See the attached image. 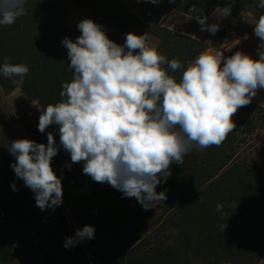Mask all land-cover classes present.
I'll use <instances>...</instances> for the list:
<instances>
[{"label": "trees", "instance_id": "1", "mask_svg": "<svg viewBox=\"0 0 264 264\" xmlns=\"http://www.w3.org/2000/svg\"><path fill=\"white\" fill-rule=\"evenodd\" d=\"M258 3L145 0L139 16L119 0H27L23 16L0 26V65L5 57L26 64L29 76L17 87L0 74V89H20L42 111L62 100V85L71 82L72 72L61 42L81 35L67 23L72 8L85 9L95 23L108 25V37L118 44L129 32H147L160 54L183 65L175 73L162 65L179 81L202 52L234 43L250 29L228 25L207 44L164 26L167 15L209 18L217 8L230 7L231 15L249 13L257 21L264 14ZM8 115L1 102L0 264H261L264 259V166L253 160L264 157V107L249 103L239 108L232 117L236 127L221 145L193 150L182 165L170 166L172 175L156 188L167 190L159 214L145 211L109 184L93 181L83 174V162L71 163L62 147L51 165L62 180L63 202L41 211L33 191L10 167L15 157L8 148L15 138L8 134L13 131ZM38 123L29 127L27 139L46 144L47 132H52L59 146L57 126L40 133ZM217 204L223 205L222 213ZM84 225L94 227V238L65 248L66 238Z\"/></svg>", "mask_w": 264, "mask_h": 264}, {"label": "clouds", "instance_id": "2", "mask_svg": "<svg viewBox=\"0 0 264 264\" xmlns=\"http://www.w3.org/2000/svg\"><path fill=\"white\" fill-rule=\"evenodd\" d=\"M26 2L0 0V26H11L23 16ZM257 7L264 10V0ZM230 12L224 7L219 17ZM195 19L201 31L219 30L218 24L206 23V16ZM77 27L81 35L75 41L65 37L61 42L68 50L71 82L62 85V100L39 116L40 133L57 126L59 146L52 132H47L46 144L27 138L12 141L8 151L15 162L10 167L33 191L41 211L55 210L63 202L62 180L51 165L59 147L70 154L71 163L83 162V174L93 181L135 198L145 211L156 208L167 199V190L156 188L172 175L170 166L182 165L193 150L221 145L236 127L232 117L237 110L264 89V14L254 24L259 59L241 51L225 57L223 51L208 50L189 63L179 81L162 65L173 73L183 65L149 46L147 32H129L118 44L91 19ZM0 74L20 87L29 67L5 57ZM12 188L16 190L14 183ZM216 210L222 213L223 205L217 204ZM94 234L93 226L84 225L66 238L64 247Z\"/></svg>", "mask_w": 264, "mask_h": 264}, {"label": "rangeland", "instance_id": "3", "mask_svg": "<svg viewBox=\"0 0 264 264\" xmlns=\"http://www.w3.org/2000/svg\"><path fill=\"white\" fill-rule=\"evenodd\" d=\"M121 4H123L126 8L133 10L137 15H141L142 10L144 9L145 0H119ZM222 8H217L211 15L213 19L210 21H206L207 24L216 23L219 25V30L215 33H209L207 31H201L200 24L196 21L195 18L190 16H184L176 12H172L167 15L161 23L169 27L175 31H178L182 34H185L189 37H192L197 40L205 39L206 43L209 44L212 39L217 35V33L222 28H227L228 25L237 26L238 28H247L254 30V24L256 22L255 18L249 13H241L239 16L229 15L227 17H219V11ZM83 19H91L93 20V16L89 13V11L85 9L72 8L67 16V23L71 28L78 30V23ZM229 21H228V20ZM227 22V23H226ZM107 35L111 33V29L108 25L103 26ZM233 33V31H232ZM149 46L157 45V41L154 39H150L148 41ZM232 43H224L223 47L219 49V51H223L224 56L228 57L234 54V51L230 48ZM212 51H217L213 50ZM223 64H221V67ZM6 104L9 110V117L13 121V125H11V130L8 131L10 136H13L15 140L28 138L27 131L30 126H33L39 120V116L41 114V107L35 101H30L20 89H13L9 92H4L0 89V103ZM2 121L0 120V130L3 128L1 125ZM258 162L259 165L264 166V157H257V159H253ZM162 203L160 202L156 208H151L149 211L152 214H159L161 210ZM261 264H264V259Z\"/></svg>", "mask_w": 264, "mask_h": 264}, {"label": "crops", "instance_id": "4", "mask_svg": "<svg viewBox=\"0 0 264 264\" xmlns=\"http://www.w3.org/2000/svg\"><path fill=\"white\" fill-rule=\"evenodd\" d=\"M211 19H213L212 15L208 18V21H210ZM258 45L259 39L255 36L254 30H251L241 38H239L237 41L232 43L230 45V48L234 51V53L237 51H241L245 54L250 55L253 59H259ZM250 103L264 107V89H258L257 95L251 100Z\"/></svg>", "mask_w": 264, "mask_h": 264}]
</instances>
